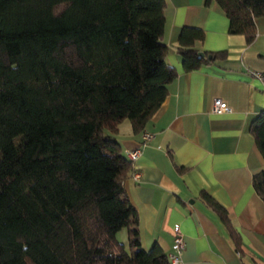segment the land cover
I'll return each mask as SVG.
<instances>
[{
	"label": "trees",
	"instance_id": "1",
	"mask_svg": "<svg viewBox=\"0 0 264 264\" xmlns=\"http://www.w3.org/2000/svg\"><path fill=\"white\" fill-rule=\"evenodd\" d=\"M215 1L250 44L264 0L205 3ZM166 2L0 0V264H173L157 244L141 246L124 186L134 163L115 137L124 120L144 130L178 76L166 61ZM179 35L185 72L228 59L196 47L201 28ZM248 132L264 158V110ZM252 183L264 203V165ZM199 197L242 253L229 211Z\"/></svg>",
	"mask_w": 264,
	"mask_h": 264
},
{
	"label": "crops",
	"instance_id": "2",
	"mask_svg": "<svg viewBox=\"0 0 264 264\" xmlns=\"http://www.w3.org/2000/svg\"><path fill=\"white\" fill-rule=\"evenodd\" d=\"M205 1L166 2V61L178 76L144 130L134 133L127 120L119 125L115 137L121 150H141L134 175L124 186L140 217L143 249L157 244L173 253L172 229L178 224L185 239L178 264H264V203L252 183L264 158L248 132L264 110V84L252 75L254 70L264 72V16L255 18L256 37L247 44L244 35L229 33L230 20L216 1ZM191 25L205 34L196 47L227 50L228 59L185 72L177 44L182 27ZM216 98L231 112H213ZM144 132L153 135L146 143ZM202 190L229 211L242 237V253L199 197ZM118 238L128 248L127 227Z\"/></svg>",
	"mask_w": 264,
	"mask_h": 264
},
{
	"label": "built area",
	"instance_id": "3",
	"mask_svg": "<svg viewBox=\"0 0 264 264\" xmlns=\"http://www.w3.org/2000/svg\"><path fill=\"white\" fill-rule=\"evenodd\" d=\"M252 75H254L253 77H255L256 79H258L260 82H262L264 84V72L263 71L254 70V71H252ZM211 109L213 112H216V113H228V112H231V110H232L227 105V103L224 100H222L221 98H216L214 100V102H212ZM143 137H144V140L146 143V141L151 140L153 138V135H152V133L144 132ZM125 151H126V156L133 163L137 159L138 155H140V152H141V150H139V149H136V150L127 149ZM132 175H134V173ZM135 176L137 177V179L139 178L138 174H135ZM180 229H181V227L178 224L175 225L172 229V234L174 237V243H172L173 253L168 255V258L170 259V261L173 264L179 263L178 262L179 257L184 251L185 239H184L183 234H182Z\"/></svg>",
	"mask_w": 264,
	"mask_h": 264
}]
</instances>
